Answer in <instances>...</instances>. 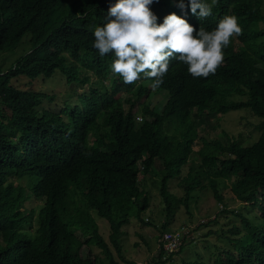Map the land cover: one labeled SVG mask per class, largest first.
Wrapping results in <instances>:
<instances>
[{"label": "trees", "instance_id": "trees-1", "mask_svg": "<svg viewBox=\"0 0 264 264\" xmlns=\"http://www.w3.org/2000/svg\"><path fill=\"white\" fill-rule=\"evenodd\" d=\"M179 2L154 0L150 8L157 22L175 13L197 32L211 31L223 17L235 15L243 34L231 40L223 64L207 78H194L173 58L157 89L167 93L158 111L147 103L152 79L125 84L111 72L114 55L101 57L93 47L95 29L112 19L109 9L117 0H0V53L26 37L31 45L9 71H0V264H106L95 246L117 264L99 219L110 225L121 252L120 237L133 220L154 226L145 219L150 206L145 176L156 175L167 219L161 236L180 205L190 210L198 189L226 205L219 185L230 180L236 199L247 205L245 213L230 209L240 222L217 233L229 235L228 242L219 238L207 260L183 263L264 264V43L259 42L264 0H216L204 19L191 12L190 0H184L185 9ZM56 77L73 93L84 90L73 95L76 103L58 104L57 95L16 85ZM244 108L262 119L251 145L228 138L223 146L199 137L203 120L220 122L219 114ZM200 139L205 146L197 149ZM195 155L207 185L191 164ZM175 179H181L185 196L170 190ZM31 201L41 203L27 206ZM174 255L161 249L153 264H167Z\"/></svg>", "mask_w": 264, "mask_h": 264}, {"label": "rangeland", "instance_id": "rangeland-1", "mask_svg": "<svg viewBox=\"0 0 264 264\" xmlns=\"http://www.w3.org/2000/svg\"><path fill=\"white\" fill-rule=\"evenodd\" d=\"M205 3L209 5L213 4L211 0H206ZM259 42L264 43V22L261 23ZM30 49L29 37H26L23 42L14 49L1 52L0 71H9L16 64L17 60L27 54ZM89 75L92 76V82L95 84L97 82L96 76H94L93 73H89ZM16 85L23 90H34L50 95H57L58 104L59 102H68L70 99L72 103H76V98L73 95L84 92V90H79L73 93L72 88L67 85L65 80L61 77H59V80L56 77L50 81L41 79L30 81L26 79L16 82ZM127 97L126 95L125 99H127ZM166 98L167 93L165 91L159 92L155 89L153 92H150L147 103L160 111L166 102ZM231 98L237 99L238 97L234 96ZM55 104H57V102ZM140 113H142L141 110H139L138 115H141ZM219 115H221L220 122L217 121V118H209L210 120L206 121L204 124L203 120V128L201 129V134H199L200 138L203 137L209 142L220 141L223 146L228 144V138L242 140L244 145H251L259 138L260 130L258 127L262 119L252 109L244 108L231 110L225 114ZM142 122H139L137 125L141 126ZM202 146L204 147L205 145L200 139L197 149ZM191 164H193L197 170L201 171L202 185H207L209 183V177L202 167L201 158L195 155ZM186 170L189 172L190 168L188 167ZM151 175H154V173H151ZM156 176L153 178L145 176V178L148 179L145 190H147L150 196V206L146 211L145 219L146 221L149 220V222H152L154 226L141 227L133 220L130 226L124 228L125 233L120 237L121 252L118 251L116 245L112 241V230L110 225L104 219H99L103 235L117 264H153L154 262H159L162 249L159 243L161 236L160 228L167 222V219L165 202L160 194V177ZM180 181L181 179L172 180L170 182V190L179 197H183L186 195V192L179 188ZM17 183L26 184L24 180H18ZM231 183L230 180H225V183L219 185L220 190L223 191V195L228 202L226 205H221L219 202L215 201L209 191L203 192V190L200 189H198L194 199L191 201L190 210L187 209L185 204L180 205L175 220L170 222L164 234L166 232L181 231L183 228H187L185 236L188 237L180 252L175 254L167 264H185L183 262H193L199 260L201 256L204 260H207L210 253L213 254L216 251V247H218L216 243L220 242L219 238L223 243L224 241L228 242L227 238L229 235H221L219 237L217 233L220 234L229 226L231 227L232 224L237 221L240 222L238 217L235 216L230 209L242 210V212L245 213L246 209L243 208V205L247 206L236 199L237 196L232 192ZM232 198L235 202L231 201ZM39 203L41 202L31 201L28 202L29 205L27 204V206L30 207L31 205H37ZM226 207H228L229 210L223 212L222 210H226ZM251 210L259 213V209L251 208ZM190 238L194 241L193 244ZM94 249L98 256L104 258L106 264H113L105 259V255L100 247L95 246Z\"/></svg>", "mask_w": 264, "mask_h": 264}, {"label": "clouds", "instance_id": "clouds-1", "mask_svg": "<svg viewBox=\"0 0 264 264\" xmlns=\"http://www.w3.org/2000/svg\"><path fill=\"white\" fill-rule=\"evenodd\" d=\"M153 2L117 0L109 9L108 15L112 19L94 31L93 47L101 57L114 55L111 72L122 77L125 84H134L143 77L152 79L150 87L158 89L164 82L163 77L168 73L173 58L187 65L188 73L194 78H207L215 74L223 64L224 49L230 45L231 40L243 34V28L235 15L223 17L211 31L200 27L197 32L185 18L175 13L166 16L162 24L158 23L157 15L150 8ZM212 3L214 5L216 0H212ZM177 6L186 8L184 0H180ZM190 7L199 19L212 14V5L203 0H190ZM138 113L137 124L144 119L143 113ZM186 229L170 232L183 233ZM160 246L164 250L161 243ZM164 252L167 256L178 253Z\"/></svg>", "mask_w": 264, "mask_h": 264}, {"label": "built area", "instance_id": "built-area-1", "mask_svg": "<svg viewBox=\"0 0 264 264\" xmlns=\"http://www.w3.org/2000/svg\"><path fill=\"white\" fill-rule=\"evenodd\" d=\"M185 235L186 232H167L160 239V243L167 253L178 252L186 239Z\"/></svg>", "mask_w": 264, "mask_h": 264}]
</instances>
